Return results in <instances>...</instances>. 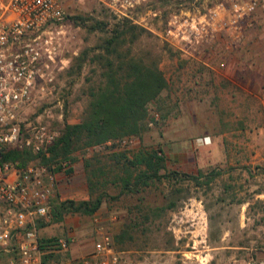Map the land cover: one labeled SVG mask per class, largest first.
I'll return each mask as SVG.
<instances>
[{
  "label": "rangeland",
  "instance_id": "1",
  "mask_svg": "<svg viewBox=\"0 0 264 264\" xmlns=\"http://www.w3.org/2000/svg\"><path fill=\"white\" fill-rule=\"evenodd\" d=\"M163 5L166 4H153L151 8L163 10ZM65 7L68 17L60 24L49 26L42 39L51 36L57 62L68 60V63L61 69L56 67L52 85L40 82L44 90L40 91L38 105L27 110L24 116L26 120L44 121L56 130L65 121H81L89 101V87L102 81L104 62L99 61L97 51L100 49L95 46L107 32L93 29L95 21H106V30H111L121 19L131 21L128 16L110 13L94 0H67ZM146 9L140 8L130 16L135 17ZM169 9L165 6L164 11ZM75 16L83 20L71 18ZM161 19H155L157 29ZM133 47L135 51L150 50L157 55L159 68L167 81L166 89L148 105V129L140 137L126 136L75 151L73 171L58 172V186L52 201L83 200L88 194L89 197L103 194V202L91 215L65 214L61 221H53L41 232L44 235L72 234L75 237L72 254L78 257L92 247L96 227L93 218L96 217L120 252V264H243L249 257L264 255V150L261 143L248 142L246 153L243 147L233 145V155L237 158L233 156L218 166L215 169L218 175L209 183L201 177L200 184L195 185L180 174L167 176L169 171L161 169L160 179L124 187L127 170L135 175L142 166L127 169V160L118 154L130 159L141 149L159 150L162 124L167 119H175L181 111L177 109L178 76L175 72L180 52L148 30ZM84 50L88 53L79 67L77 55ZM250 62L258 65L256 59ZM261 71L264 73L263 66ZM258 128L251 136L263 142L264 129L260 122ZM122 139L128 142L116 143ZM39 160L30 162L39 163ZM89 178L93 192L89 190Z\"/></svg>",
  "mask_w": 264,
  "mask_h": 264
},
{
  "label": "built area",
  "instance_id": "2",
  "mask_svg": "<svg viewBox=\"0 0 264 264\" xmlns=\"http://www.w3.org/2000/svg\"><path fill=\"white\" fill-rule=\"evenodd\" d=\"M66 1L0 0V264L121 263L111 235L96 217L92 247L78 257L72 254V234L41 232L53 223L52 198L58 172L67 174L71 162L59 161V170L54 171L33 162L18 167L17 162L3 158L9 148H29L48 155L49 146L59 135L48 123L24 116L38 105L44 90L40 82L52 85L56 67L61 69L68 63L57 62L51 36L42 39L49 26L67 18ZM94 1L118 17H130L133 24L155 34L185 58L197 59L206 51L230 53L240 49L253 30L264 33V0ZM164 3L169 10L164 11V5L163 10L151 8ZM140 8L147 9L130 16ZM156 18H162L158 29ZM127 142L116 140L122 145ZM243 264H264V255L249 257Z\"/></svg>",
  "mask_w": 264,
  "mask_h": 264
},
{
  "label": "trees",
  "instance_id": "3",
  "mask_svg": "<svg viewBox=\"0 0 264 264\" xmlns=\"http://www.w3.org/2000/svg\"><path fill=\"white\" fill-rule=\"evenodd\" d=\"M71 18L83 20L81 16ZM106 26L107 22L103 20H96L92 26L93 29L107 32L102 41L95 46L100 49L97 52L99 61L104 62V69L101 73L102 81L88 89L89 101L81 121L63 122L58 130L59 135L48 148V155L42 152L34 153L29 148L22 150L9 148L3 154L5 160L17 162L18 167H24L30 161L39 158L40 164L49 170L58 171L59 161L68 160L72 165L75 159L73 155L77 150L103 145L126 136L140 137L148 129V105L167 87V81L159 68L160 58L150 50H134L133 44L147 31L146 29L131 23L127 18L121 19L111 30H106ZM87 53L88 51L84 50L77 55L76 60H79L77 66L81 67ZM159 151L147 152L141 149L130 159L124 154H118L127 160V169L142 166L135 175L127 170L126 178L123 179L124 187L137 186L147 183L149 179L161 178L163 174H159V171L164 170L165 166L164 158ZM119 160L117 159L118 162ZM53 165L56 167L52 168ZM71 171L72 166L67 173ZM94 171H91L92 175ZM168 173L170 174L166 175L172 177L180 174L173 171ZM180 175L199 185L201 177H205L204 182L209 183L218 172L212 169L205 173L198 171L197 175L185 173ZM90 181L89 178L87 183L89 190L93 192ZM102 195L94 197L90 195L88 199L83 200L66 199L55 202L53 200V221H61L68 213L93 214L103 202Z\"/></svg>",
  "mask_w": 264,
  "mask_h": 264
},
{
  "label": "crops",
  "instance_id": "4",
  "mask_svg": "<svg viewBox=\"0 0 264 264\" xmlns=\"http://www.w3.org/2000/svg\"><path fill=\"white\" fill-rule=\"evenodd\" d=\"M255 59L258 65L250 62ZM175 63L181 111L161 127L159 153L166 170L197 175L210 167L217 169L234 156L236 144L243 153L248 142L261 143L264 150V141L251 136L259 122L264 129L262 31L253 30L233 52L206 51L197 59L181 57Z\"/></svg>",
  "mask_w": 264,
  "mask_h": 264
}]
</instances>
